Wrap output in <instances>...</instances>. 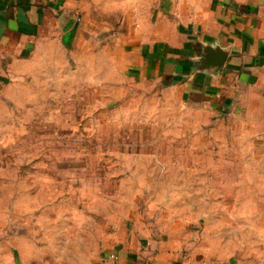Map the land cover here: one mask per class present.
Listing matches in <instances>:
<instances>
[{
    "label": "rangeland",
    "instance_id": "obj_1",
    "mask_svg": "<svg viewBox=\"0 0 264 264\" xmlns=\"http://www.w3.org/2000/svg\"><path fill=\"white\" fill-rule=\"evenodd\" d=\"M213 1L80 0V46L1 95L0 264H264V128L115 59Z\"/></svg>",
    "mask_w": 264,
    "mask_h": 264
},
{
    "label": "crops",
    "instance_id": "obj_2",
    "mask_svg": "<svg viewBox=\"0 0 264 264\" xmlns=\"http://www.w3.org/2000/svg\"><path fill=\"white\" fill-rule=\"evenodd\" d=\"M213 5L215 22L198 31L173 36L159 31L150 41L122 32L118 45L124 52L115 59L126 75L147 74L182 88L191 103L247 111L262 132L264 0H214ZM82 13L80 0H0V97L20 79L46 76L39 63L50 61L51 51L80 46L86 28ZM216 48L227 51L219 72L205 69L207 59L201 61L202 54L213 59Z\"/></svg>",
    "mask_w": 264,
    "mask_h": 264
},
{
    "label": "water",
    "instance_id": "obj_3",
    "mask_svg": "<svg viewBox=\"0 0 264 264\" xmlns=\"http://www.w3.org/2000/svg\"><path fill=\"white\" fill-rule=\"evenodd\" d=\"M214 51H215V56L213 57V59L212 57H209L211 59L208 60V58H206V56L202 54L203 56L201 57V61L202 63H206V59H207L209 68L207 67L205 69H214L216 70V72H219L224 66V63L226 61L227 51H224V50L222 51L220 48H216Z\"/></svg>",
    "mask_w": 264,
    "mask_h": 264
}]
</instances>
